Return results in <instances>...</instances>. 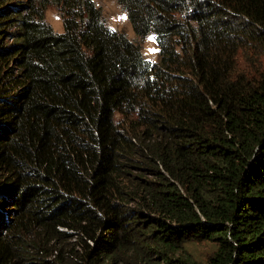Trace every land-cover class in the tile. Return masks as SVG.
<instances>
[{
	"label": "trees",
	"instance_id": "1",
	"mask_svg": "<svg viewBox=\"0 0 264 264\" xmlns=\"http://www.w3.org/2000/svg\"><path fill=\"white\" fill-rule=\"evenodd\" d=\"M114 1L0 0V264H264V0Z\"/></svg>",
	"mask_w": 264,
	"mask_h": 264
},
{
	"label": "rangeland",
	"instance_id": "2",
	"mask_svg": "<svg viewBox=\"0 0 264 264\" xmlns=\"http://www.w3.org/2000/svg\"><path fill=\"white\" fill-rule=\"evenodd\" d=\"M95 2L102 7L104 18L109 26L117 30L124 31L130 39L138 42L145 58L153 61L157 60L158 46L152 34L139 39L132 31L125 12L119 5L116 4L114 0H95ZM45 19L55 30H62V16L56 7H48ZM149 37H152L153 39H149ZM150 49L154 51H149ZM212 248V244L207 241L187 245L188 252L193 257L201 261L206 259V257L211 253Z\"/></svg>",
	"mask_w": 264,
	"mask_h": 264
},
{
	"label": "snow or ice",
	"instance_id": "3",
	"mask_svg": "<svg viewBox=\"0 0 264 264\" xmlns=\"http://www.w3.org/2000/svg\"><path fill=\"white\" fill-rule=\"evenodd\" d=\"M149 39H153V38H152V37H149ZM149 51H154V50H151V49H150Z\"/></svg>",
	"mask_w": 264,
	"mask_h": 264
}]
</instances>
